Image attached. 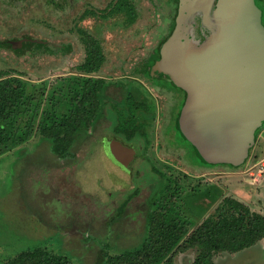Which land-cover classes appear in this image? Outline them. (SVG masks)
Here are the masks:
<instances>
[{
    "label": "rangeland",
    "instance_id": "1",
    "mask_svg": "<svg viewBox=\"0 0 264 264\" xmlns=\"http://www.w3.org/2000/svg\"><path fill=\"white\" fill-rule=\"evenodd\" d=\"M168 11L167 0H0V80H17L26 98L15 107L19 142L0 154V264L34 246L73 264H96L100 252L143 246L158 215L180 237L155 264L168 258L171 264H195L200 248L188 239L197 238L201 222L224 198L264 216V127L246 165L236 170H197L162 138L165 101L172 102L170 112L176 110L181 92L170 88L178 98L172 93L165 100L135 70L167 29ZM86 60L89 68L82 67ZM86 80L104 82L100 111L69 154L58 155L38 133L40 121L45 112L77 111ZM130 99L145 105L135 122L144 158L133 166L138 175L122 187L118 167L97 144L92 153L89 147L113 130L111 106L126 112ZM40 153L44 159L38 162ZM119 189L109 202L107 191ZM122 201L123 211L112 210ZM252 247L249 255L263 256L264 237ZM247 250L221 251L213 264H235Z\"/></svg>",
    "mask_w": 264,
    "mask_h": 264
},
{
    "label": "trees",
    "instance_id": "2",
    "mask_svg": "<svg viewBox=\"0 0 264 264\" xmlns=\"http://www.w3.org/2000/svg\"><path fill=\"white\" fill-rule=\"evenodd\" d=\"M254 1L260 8L261 15L264 14V0ZM167 2L169 3L167 29L160 34L144 60L135 70V74L150 82L158 92L165 95L166 100L170 96L172 97V93H175L174 98H178L176 96L177 92L171 91L170 88L178 89L181 92L180 96L182 94L181 105L176 110H172V112L169 109L172 102L168 101L167 103L165 101L166 112L162 127V138L168 147L173 148L177 153L180 152L178 156H182L191 167L197 170L225 166L233 170L243 168L247 163L254 144L249 148L248 154L242 163L231 164L221 162L199 139L194 131L186 115V92L184 88L163 71L161 58L166 40L171 36L181 19L179 12L180 0H167ZM261 23L264 26L263 19H261ZM172 60L177 61L175 56H173ZM89 62V60H86V63L82 67L87 68ZM97 67L91 66L90 68L95 69ZM103 83V80L95 82L86 80L84 82V93L77 111L70 110L68 113L59 116L51 115L49 112L43 114L38 133L44 139L51 141L52 150L56 154L61 156L69 154V148L77 135L81 131L88 129L90 124L94 122L97 113L100 111L98 107V93L101 91ZM24 93V87L17 80H0V154L9 145L19 142V134L17 135V128L15 127L18 110L15 107L24 104L26 99ZM169 99L171 100V98ZM87 103H89L88 107L86 106ZM141 107L143 108L145 105L135 103L131 99L125 104L126 112L116 108V106H111V116L115 121V124L112 126L113 133L117 136L122 135L127 140L138 139L135 122L141 116L137 113V109ZM183 126L185 127L183 128ZM262 127L257 131L254 143ZM26 135L27 133L21 139L26 138ZM178 140H180L181 144L177 142ZM172 226L173 223L171 221L166 220L162 215H158L155 222L151 223L149 236L143 243V246L133 251H125L115 255L100 252L101 256L96 264H148V261L155 264L162 259L165 252L180 237L177 231H175L177 228ZM198 231L197 238L191 236L188 239L191 241V244L188 243L189 245L197 242L200 248L194 263L213 264L214 255L221 251H228L229 253L239 252L256 245L264 237V216L257 212H252L247 206L236 199L224 198L215 207L213 212L201 222ZM162 233L166 236L163 237ZM167 239L169 242H167ZM139 256L142 258L139 259ZM3 264L73 263L69 259L55 255L40 246H34L18 252ZM163 264H171L170 258Z\"/></svg>",
    "mask_w": 264,
    "mask_h": 264
},
{
    "label": "water",
    "instance_id": "3",
    "mask_svg": "<svg viewBox=\"0 0 264 264\" xmlns=\"http://www.w3.org/2000/svg\"><path fill=\"white\" fill-rule=\"evenodd\" d=\"M179 12L163 71L184 88L186 115L199 139L221 162L240 164L264 125L261 10L254 0H180ZM104 142L121 166L134 157L132 146Z\"/></svg>",
    "mask_w": 264,
    "mask_h": 264
},
{
    "label": "flooded vegetation",
    "instance_id": "4",
    "mask_svg": "<svg viewBox=\"0 0 264 264\" xmlns=\"http://www.w3.org/2000/svg\"><path fill=\"white\" fill-rule=\"evenodd\" d=\"M261 19H263V21H264V14L261 15ZM181 96H182V94H181ZM164 117H165V114H164ZM164 120H165V118H164ZM163 125H164V123L162 124V127H163ZM108 132H110L109 129L107 130V132H105V134H103V135H101L99 137H95V140L91 141L92 147L91 146L89 147V153H92L93 152V146H95L96 144L99 147H101L100 148L101 149L100 151L103 154V156L105 157V159L107 160V162L108 163H113V166L116 165V167H118V171H116L119 174L118 182H119V184L122 187H124L127 184L126 178L127 179L133 178L134 176H137L138 173H139V171L137 169H135L133 166L136 164L137 161H139V160H141V159L144 158L143 157V154H142V151H141L142 150L141 149L142 148V143H141V140H139V139L127 140L122 135H119V136L115 135L113 133V131H111L110 133H108ZM105 138L106 139H109V140L112 139V138H116V139L122 141L125 145L132 146L133 147V149H134V157L129 161V163H128V165L126 167H123L120 164H118L114 160V158L110 155L109 149L107 147V143L104 142V139ZM36 157L39 158L38 159V162H41L44 159L43 157H41V153H40V155H38ZM48 158H50V155L48 156ZM122 191H123L122 189H119L117 191L116 190H113V191L112 190H109V191H107L106 196H107L108 201L110 202L112 199L115 198V196L117 194L121 193ZM131 196L132 195H130V197ZM125 203H126V201L125 202L122 201V202H120L119 206H117V207L114 206V205L113 206L111 205L112 210L115 209L117 211L119 209V212H120V210L122 208V211H123L124 205H126ZM247 249H248L247 250L248 252L244 256H242L243 259L238 260L237 262H235V264L236 263L237 264H264V255L263 256H260V257L258 255H249L250 251L252 249H254V248L251 247V248H247ZM244 250H246V249H244ZM257 252H259V251H257ZM261 252L264 253V247L261 248Z\"/></svg>",
    "mask_w": 264,
    "mask_h": 264
},
{
    "label": "built area",
    "instance_id": "5",
    "mask_svg": "<svg viewBox=\"0 0 264 264\" xmlns=\"http://www.w3.org/2000/svg\"><path fill=\"white\" fill-rule=\"evenodd\" d=\"M262 165H263L262 167H264V162L262 163Z\"/></svg>",
    "mask_w": 264,
    "mask_h": 264
}]
</instances>
